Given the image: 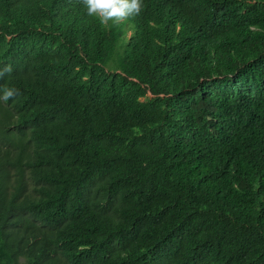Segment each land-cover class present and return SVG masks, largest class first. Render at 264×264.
I'll list each match as a JSON object with an SVG mask.
<instances>
[{
	"label": "trees",
	"instance_id": "obj_1",
	"mask_svg": "<svg viewBox=\"0 0 264 264\" xmlns=\"http://www.w3.org/2000/svg\"><path fill=\"white\" fill-rule=\"evenodd\" d=\"M264 264V0H0V264Z\"/></svg>",
	"mask_w": 264,
	"mask_h": 264
},
{
	"label": "rangeland",
	"instance_id": "obj_2",
	"mask_svg": "<svg viewBox=\"0 0 264 264\" xmlns=\"http://www.w3.org/2000/svg\"><path fill=\"white\" fill-rule=\"evenodd\" d=\"M19 264H25L24 260H21V262Z\"/></svg>",
	"mask_w": 264,
	"mask_h": 264
}]
</instances>
